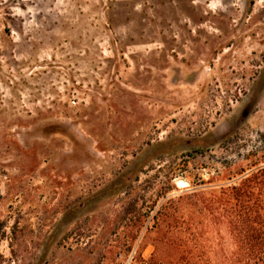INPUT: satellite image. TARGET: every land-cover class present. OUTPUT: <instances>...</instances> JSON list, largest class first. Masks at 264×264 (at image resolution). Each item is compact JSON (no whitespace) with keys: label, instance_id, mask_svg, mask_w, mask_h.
<instances>
[{"label":"rangeland","instance_id":"obj_1","mask_svg":"<svg viewBox=\"0 0 264 264\" xmlns=\"http://www.w3.org/2000/svg\"><path fill=\"white\" fill-rule=\"evenodd\" d=\"M262 166L264 0H0V264H230Z\"/></svg>","mask_w":264,"mask_h":264},{"label":"trees","instance_id":"obj_2","mask_svg":"<svg viewBox=\"0 0 264 264\" xmlns=\"http://www.w3.org/2000/svg\"><path fill=\"white\" fill-rule=\"evenodd\" d=\"M213 197L212 213L225 219L234 240L230 264H264V166L215 191ZM160 215L167 218L169 211L164 210ZM179 252L175 253L174 264H203L199 255L185 257L182 250Z\"/></svg>","mask_w":264,"mask_h":264},{"label":"built area","instance_id":"obj_3","mask_svg":"<svg viewBox=\"0 0 264 264\" xmlns=\"http://www.w3.org/2000/svg\"><path fill=\"white\" fill-rule=\"evenodd\" d=\"M123 264H148V256L142 255V258H137L136 251L132 250L124 260ZM156 264H163V263L159 262Z\"/></svg>","mask_w":264,"mask_h":264}]
</instances>
